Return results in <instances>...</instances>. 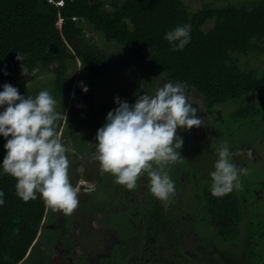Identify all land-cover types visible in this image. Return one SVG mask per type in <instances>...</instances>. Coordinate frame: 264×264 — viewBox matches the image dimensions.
<instances>
[{"label":"trees","instance_id":"trees-1","mask_svg":"<svg viewBox=\"0 0 264 264\" xmlns=\"http://www.w3.org/2000/svg\"><path fill=\"white\" fill-rule=\"evenodd\" d=\"M60 1L64 3L62 6L56 4ZM209 21L214 25L206 30ZM185 23L191 24V42L182 51H171L163 36ZM85 25L100 33L108 43L125 49L137 60L136 64L152 68L175 83L183 82L188 92L193 91L203 99L212 115L217 106L238 105L223 119L215 118L232 139L236 137V130L240 138L249 132L261 131L264 71L250 64V59L264 53V0L209 4L197 10H192L183 0H123L110 8L101 0H0V90L7 83L25 97L37 95L22 81L21 62L16 59L17 53H21L29 73L57 67V81L52 88H58L59 93L52 94V88L49 93L55 99L56 96L61 98V102L56 99L57 108L58 104L61 106L57 111L68 110L67 124L80 118L77 126L80 128L94 120V95L78 90L79 78L75 81L74 77L67 76V64L72 61L83 62L85 70L93 76L103 75L104 68L111 66L107 54L87 40ZM5 70L8 75L4 74ZM80 97L82 101L77 106L74 102ZM109 111L110 106L106 105L103 114ZM104 124H95L90 132ZM62 127L63 119L57 121L59 134ZM5 143L0 137V163L6 155ZM153 167L157 166L153 164ZM187 167L182 155L177 162L166 166L175 182L174 194L181 190L180 176ZM245 182L241 178L240 193L249 201L257 199L256 190H247ZM211 184V178L204 177L200 186L204 204L200 227L224 244L239 243L235 240L242 223L245 225L240 196L236 189L223 196H213ZM15 185L16 180L10 175L0 176V189L5 192L6 201L0 207V264H38L40 258L35 256L41 252L43 239L48 237L43 228L48 205L38 193L35 200L25 202L18 198ZM151 203H156L155 198ZM148 210L143 206L131 207L121 219L114 218L115 222L111 223L127 233H154L152 213L155 210L153 207ZM122 219L123 222H119ZM147 222L152 223L147 226ZM246 225L244 230L253 229L252 220ZM247 238L250 239V234L243 246ZM258 238L264 254L263 230ZM132 254L130 242L124 237L111 250L110 257L99 264H127Z\"/></svg>","mask_w":264,"mask_h":264},{"label":"rangeland","instance_id":"rangeland-1","mask_svg":"<svg viewBox=\"0 0 264 264\" xmlns=\"http://www.w3.org/2000/svg\"><path fill=\"white\" fill-rule=\"evenodd\" d=\"M101 1L110 8L112 4H119L123 0ZM183 1L192 10H197L204 5H225L246 0ZM213 25L214 22L209 21L205 29ZM84 33L91 45L107 54L111 66L104 68L103 75L93 76L85 70L81 61L67 64V76L74 77L75 81L79 78V83L84 82L89 88L87 93L94 95L95 119L87 121L80 128L77 127L80 118L69 124L66 118L63 119L60 137L68 149L69 176L73 186L79 189V204L70 215L47 207L43 228L48 237L43 239L41 252L35 256L40 258L38 264H99L110 257L111 250L124 237L130 242L133 251L127 264H264L263 245L258 238V233L264 231V121L259 133L249 132L246 137L240 138L236 130V137L232 139L220 128L215 118L223 119L238 105L228 103L217 106L212 115L203 99L185 88L189 102L198 109L197 115L204 118V125L190 130H177V135L184 140L181 155L188 166L181 173L182 187L179 193L170 195L164 201L155 198L149 191L146 173L141 175L135 189L129 190L118 185L111 174L101 173L99 162L93 158L98 130L91 133L90 129L95 124L106 123L107 115L103 114V108L108 105L110 111L115 109L116 97L131 105L135 103L137 95H154L158 88L171 80L152 68L136 64L137 60L125 49L115 43H108L89 25H85ZM250 64L264 71V53L252 56ZM56 68L53 66L44 71L37 69L29 73V77L24 76L22 81L36 94L42 90L50 91L57 81ZM78 90L81 88L78 87ZM55 92L58 95L56 87L51 89L52 94ZM56 99L61 102L60 97L56 96ZM71 100L72 95L67 100V108ZM81 101L82 97L74 104L78 106ZM57 109H61L59 104ZM224 142L230 147L233 163L238 168L247 169V174L241 176L248 183H244L248 185L245 188L249 191L255 189L258 195L257 199L249 198V201L236 189L242 203L245 225L251 224L252 220L253 229L244 230L245 225L242 223L241 236L238 235L235 240L239 243L230 244H224L209 231H204L199 223L204 219L200 186L204 177H210L209 173L214 170L217 159L215 148ZM249 152L252 153L251 157L248 156ZM153 198L155 204L151 203ZM136 206H143L146 211L154 208L152 215L156 232L148 231L143 235L127 233L114 226L116 223H111L115 222L114 218L121 219L127 209ZM119 222H123V219ZM151 223L147 222V226ZM248 233L250 239L247 238L246 244L249 247L246 244L243 246Z\"/></svg>","mask_w":264,"mask_h":264},{"label":"clouds","instance_id":"clouds-1","mask_svg":"<svg viewBox=\"0 0 264 264\" xmlns=\"http://www.w3.org/2000/svg\"><path fill=\"white\" fill-rule=\"evenodd\" d=\"M163 39L171 51H182L191 42V24L176 26L165 32ZM150 52L153 54L152 46ZM16 59L21 62V75L29 77L25 56L17 53ZM4 74L8 75L6 70ZM78 87L85 94L89 91L84 82ZM115 103L117 107L108 112L96 135L93 158L99 162L101 173L111 174L116 184L129 190L135 189L146 173L151 194L167 200L175 192V182L166 166L181 158L184 144L177 130L200 128L204 118L189 102L183 82L169 81L154 95H137L131 105L119 97ZM56 105L47 90L33 98L21 95L11 84L2 86L0 137L6 140V155L0 163V176L8 174L16 180V195L23 201L35 200L38 193L46 205L70 215L78 207L79 189L71 183L68 149L57 131V121L67 119V113L57 111ZM215 152L210 190L213 196H223L241 187V176L247 169L233 163L227 142ZM5 203V192L0 189V207Z\"/></svg>","mask_w":264,"mask_h":264},{"label":"built area","instance_id":"built-area-1","mask_svg":"<svg viewBox=\"0 0 264 264\" xmlns=\"http://www.w3.org/2000/svg\"><path fill=\"white\" fill-rule=\"evenodd\" d=\"M56 4L59 5V6H62L64 3H63V1H60V2H58V3H56ZM74 20L77 21V18H74Z\"/></svg>","mask_w":264,"mask_h":264}]
</instances>
